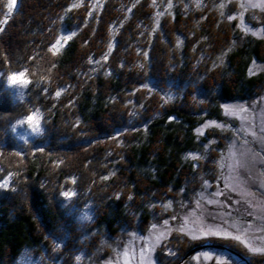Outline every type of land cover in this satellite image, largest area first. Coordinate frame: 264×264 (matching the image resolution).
Here are the masks:
<instances>
[{
  "label": "trees",
  "instance_id": "obj_1",
  "mask_svg": "<svg viewBox=\"0 0 264 264\" xmlns=\"http://www.w3.org/2000/svg\"><path fill=\"white\" fill-rule=\"evenodd\" d=\"M178 1L153 20L151 0H16L11 11V0H0V77L24 71L28 107L47 126L42 149L17 145L9 119L24 108L0 84V166L9 181L0 186V264H13L22 249L48 250L54 239L65 245L48 250L52 261L70 264L65 250L84 240L57 204L65 188L76 190L75 204L90 205L93 243L163 221L166 200L197 188L206 156L194 168L183 156L198 149L192 129L218 117L220 105L255 96L264 72L246 68L251 57L264 62V39L240 38L217 0ZM102 57L101 70L93 68ZM212 134L217 152L224 136ZM164 244L173 249L168 264L198 245L179 232Z\"/></svg>",
  "mask_w": 264,
  "mask_h": 264
},
{
  "label": "rangeland",
  "instance_id": "obj_2",
  "mask_svg": "<svg viewBox=\"0 0 264 264\" xmlns=\"http://www.w3.org/2000/svg\"><path fill=\"white\" fill-rule=\"evenodd\" d=\"M177 1L151 0L153 20L164 12H170ZM184 1L187 6H197L204 5L207 0ZM217 3L222 6L228 21L235 19L240 38L247 34L264 39V0H217ZM104 61L105 57L93 60L92 67L101 70ZM260 72H264V62L251 57L246 73L256 75ZM27 83L23 70L0 77V84L10 94L12 103L16 108H24L22 113L11 114L8 136L22 148L37 150L42 149L41 141L47 126L44 125L42 112L28 107ZM220 106L218 117H203L193 127L192 134L198 149L183 153L193 168L197 160L206 156L201 167L206 169L198 175V186L188 193L182 189L172 200H166L162 206L163 221L148 224L142 232L135 228L118 236L101 235L99 240L95 237V244L89 237L97 232L94 228H85L92 222L90 205L84 202L80 207L74 203L76 190L65 188L57 193V204L72 216L79 228L76 230L81 232L80 229L84 228L78 234L84 240L82 246L78 249L71 246L64 252L71 254L65 256L70 264L171 263L173 249L162 248L174 232L198 244L176 264H249L247 259L264 256V84L255 96L243 102H227ZM30 116L33 119L29 120ZM212 132H221L224 136L223 148L217 152L213 148L216 135ZM12 151L21 153L16 149ZM8 184L7 170L0 166V186ZM210 241L236 245L248 257L234 256L224 246ZM64 245L63 239H54L48 250L51 253ZM48 250L22 249L13 264H47L46 261L57 264L52 261L57 254L51 257ZM157 251H164L165 254L159 255L165 262L158 261ZM254 263L264 264V261Z\"/></svg>",
  "mask_w": 264,
  "mask_h": 264
},
{
  "label": "snow or ice",
  "instance_id": "obj_3",
  "mask_svg": "<svg viewBox=\"0 0 264 264\" xmlns=\"http://www.w3.org/2000/svg\"><path fill=\"white\" fill-rule=\"evenodd\" d=\"M16 3V0H11V3L9 4V11L12 10V5ZM68 37H65V39H67ZM59 43V41L57 42ZM33 119L31 116L29 117V120ZM67 195V193L65 194ZM256 251H261V249H256Z\"/></svg>",
  "mask_w": 264,
  "mask_h": 264
},
{
  "label": "water",
  "instance_id": "obj_4",
  "mask_svg": "<svg viewBox=\"0 0 264 264\" xmlns=\"http://www.w3.org/2000/svg\"><path fill=\"white\" fill-rule=\"evenodd\" d=\"M197 247V246H196ZM195 248V247H194ZM238 257H242L241 255H237Z\"/></svg>",
  "mask_w": 264,
  "mask_h": 264
}]
</instances>
